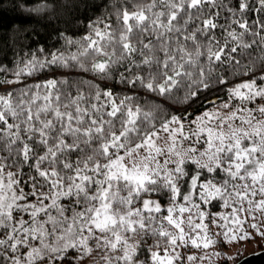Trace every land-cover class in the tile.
<instances>
[{"label":"snow or ice","instance_id":"6c2138e0","mask_svg":"<svg viewBox=\"0 0 264 264\" xmlns=\"http://www.w3.org/2000/svg\"><path fill=\"white\" fill-rule=\"evenodd\" d=\"M80 3L99 14L59 47L0 23V264L237 259L264 240V0L14 8Z\"/></svg>","mask_w":264,"mask_h":264},{"label":"trees","instance_id":"16d2710c","mask_svg":"<svg viewBox=\"0 0 264 264\" xmlns=\"http://www.w3.org/2000/svg\"><path fill=\"white\" fill-rule=\"evenodd\" d=\"M21 0H3V3H0V10L3 11V15H0V23L7 25H15L16 27L13 29V33L16 32L21 26L24 28V32L20 33L21 35L32 32L33 29L36 30L40 35L39 37H35L34 39H38L42 44L45 45H53L55 44L57 47L60 46L57 43V33L55 29L65 30L70 33H75L74 38L79 39L81 35H83L87 30V23L89 18L94 17L99 14V11L95 7H89L85 9L83 3L79 4V9H71V14L65 11L63 8L57 9V15L51 16L48 20L41 21L40 23H35L32 20L28 19V14L22 12L20 8H14V4H19ZM43 2V0H41ZM61 3H64V0H61ZM89 5L93 3L98 4L99 0H88ZM32 6L31 2L28 5ZM73 16H79L80 19L73 20ZM71 20V23H65V21ZM13 38L15 36L13 35ZM4 41L8 40V36L2 37ZM0 59H11V52L8 49H4L0 52ZM76 78V77H74ZM229 80H238V75H230ZM214 95H218L221 98H226V92L224 90L215 93ZM254 105H250L252 107ZM180 107V106H178ZM203 105L194 103L189 111L196 113L201 110ZM166 203V198L163 201ZM213 211L227 214L230 209H225L223 207L213 208ZM223 223V221H221ZM215 229V228H214ZM216 230V229H215ZM217 231V230H216ZM259 239V238H258ZM261 245L257 246V249L253 253L260 252L264 250V240L259 239ZM251 253V254H253ZM95 256L96 254L93 253ZM250 255V254H248ZM247 256V255H245ZM243 256V257H245ZM242 258V257H241ZM240 260L238 257L237 260L230 262L231 260H223L216 264H234L236 261Z\"/></svg>","mask_w":264,"mask_h":264},{"label":"rangeland","instance_id":"374dc122","mask_svg":"<svg viewBox=\"0 0 264 264\" xmlns=\"http://www.w3.org/2000/svg\"><path fill=\"white\" fill-rule=\"evenodd\" d=\"M212 231L216 232L214 228ZM259 245H261V243L259 239L257 238L256 240H251V241H247L244 243L229 244L225 248H223L222 251L226 252L229 256L235 255L236 253H240L239 258L241 259V257L243 258V256L253 253L257 249V246ZM192 251H195V250H192ZM208 251L214 252L216 251V249L210 248ZM237 259H234V260H237ZM234 260H231L230 262H233ZM221 261L223 260H219V261L213 260L212 264H216ZM205 264H207V262H205Z\"/></svg>","mask_w":264,"mask_h":264},{"label":"water","instance_id":"95a60500","mask_svg":"<svg viewBox=\"0 0 264 264\" xmlns=\"http://www.w3.org/2000/svg\"><path fill=\"white\" fill-rule=\"evenodd\" d=\"M241 262H243V264H264V250L247 255L234 264H241Z\"/></svg>","mask_w":264,"mask_h":264}]
</instances>
